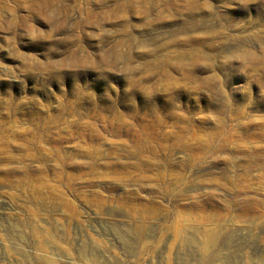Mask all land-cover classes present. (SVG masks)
I'll return each mask as SVG.
<instances>
[{"label":"rangeland","instance_id":"374dc122","mask_svg":"<svg viewBox=\"0 0 264 264\" xmlns=\"http://www.w3.org/2000/svg\"><path fill=\"white\" fill-rule=\"evenodd\" d=\"M51 237L264 264V0H0V264Z\"/></svg>","mask_w":264,"mask_h":264},{"label":"bare ground","instance_id":"6f19581e","mask_svg":"<svg viewBox=\"0 0 264 264\" xmlns=\"http://www.w3.org/2000/svg\"><path fill=\"white\" fill-rule=\"evenodd\" d=\"M48 240H49L47 241L48 245L45 246L44 243L41 242L42 244H40L39 246V251H41L43 254L40 260L41 264H57L58 261L55 258V255L57 254V252H59V249L55 245L56 239L54 237H51ZM78 251H79V257H80L81 263L83 264H108L106 260H103V261L101 260L102 257H100V255L97 252L92 251L91 253H88L85 245H80V248ZM64 254L66 257L68 256L67 258H69V255L67 254V252ZM28 257L30 256L28 255L27 259ZM75 263L76 261H73V264Z\"/></svg>","mask_w":264,"mask_h":264}]
</instances>
